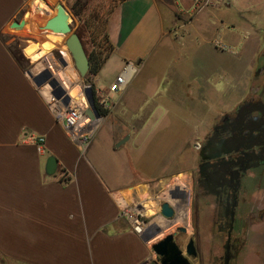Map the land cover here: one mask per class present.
I'll list each match as a JSON object with an SVG mask.
<instances>
[{
	"label": "crops",
	"instance_id": "crops-1",
	"mask_svg": "<svg viewBox=\"0 0 264 264\" xmlns=\"http://www.w3.org/2000/svg\"><path fill=\"white\" fill-rule=\"evenodd\" d=\"M205 1L196 9L195 0H125L110 14L107 32L114 49L92 81L98 91L108 93L115 78L110 81L102 78L104 66L114 57L120 61L123 70L129 62L137 64L138 71L129 86L119 95L112 96L114 103L109 107L112 113L120 111L122 126L130 124L132 130L128 132V142L141 131L152 129L148 127L149 120L132 112L133 101L125 100L129 87L137 78L151 79L148 84L152 88L154 84L156 91L166 87L168 91L180 92L181 82H184L182 91L187 89L185 80L189 77L184 73L173 72L164 79L146 74L160 62H168L177 48H197L196 45L203 41L213 45L212 41L218 38L227 48L222 50L213 45L214 48L221 54L227 52L237 57H229L230 60L224 63L206 62L208 70L213 72L224 64L226 74L214 84H211V75L202 76L207 80L202 81L196 95L221 100L233 94L232 105L223 106L226 111L248 94L257 60L264 51V18H259V24L251 23V18H242L244 33L240 26L238 28L237 18L228 10L233 5L232 0H227L228 4H223L224 0ZM44 2L0 0V264H153L159 257L152 246L179 226L189 223L191 192L187 180L177 183L182 194L177 193L174 198L178 205L171 201L176 206L177 217L169 221L160 214V207L165 202L159 201L158 189L163 184L168 185L173 171L131 176V170L127 171L122 163L123 153L118 151L121 147H116L125 136L116 130L101 148L96 144L87 151L69 137L64 124L57 120L29 75L31 68L44 64V58L57 46V42L47 41L54 33L42 34L39 42L32 44L25 39L30 34L18 35L12 29V24L21 21L24 14L26 21L33 18L35 12H30V8ZM56 8L57 5L52 12ZM178 12L183 17H192L185 22ZM241 33L248 35L250 42L247 38L241 40ZM61 36L57 34L58 38ZM20 37L24 38L18 39ZM251 42L258 43L263 50L248 66L240 62L249 53ZM236 47L242 48L239 50L242 57ZM61 48L57 50H60L62 64H72L66 47V51ZM196 51L200 52L198 48ZM240 68L246 71L239 73ZM74 86L81 97L72 98L73 104L87 109L83 87L80 83ZM175 105L180 113L185 111L184 104ZM129 111L134 115L125 121L122 113ZM197 127L200 126L191 129ZM147 139L144 143H134L135 151L129 159L147 153L152 161L159 154L161 157L171 145L166 139L163 145H154L153 137ZM104 152L114 158L109 165L102 161ZM52 159L56 168L50 165ZM142 205L146 206L148 222L144 231L138 232L134 215L135 209ZM147 206L156 208L155 212H148ZM263 226L254 228L262 240ZM170 228L173 230L168 233ZM252 241L256 242V239ZM259 248L249 246L247 252L239 256L240 264H250L249 252L252 250L257 257L255 264H264V254L258 251Z\"/></svg>",
	"mask_w": 264,
	"mask_h": 264
},
{
	"label": "rangeland",
	"instance_id": "rangeland-1",
	"mask_svg": "<svg viewBox=\"0 0 264 264\" xmlns=\"http://www.w3.org/2000/svg\"><path fill=\"white\" fill-rule=\"evenodd\" d=\"M232 1L233 5L228 10L231 14H233L235 18H237V21L239 22L238 28L240 26L241 32H246L245 28L241 25L242 18H245L246 20H249V18H251V23H253V21L255 23H258L259 21H261L260 19L264 18V0ZM76 2V0H45L44 3H35L30 8V12H35L34 14H32L33 18L26 21V25L24 26V28L19 30L14 28L12 29L18 35H22L26 32L30 34V36H26L25 39L30 40L32 44L35 42H39L40 35L51 33L50 31L42 30L41 27L44 25L45 21L55 15V13L53 15L51 14L53 7L55 5L58 6V4L62 3L71 14L70 22L73 31L80 35L86 52L90 53L91 51L95 50L97 52L103 53V57H105L107 55L109 44L105 38L103 21L107 20V15L109 16L110 14L109 11L111 9L114 10V8L120 3L119 0H95L93 3H91L90 1L87 10L83 8L84 0L82 1V3ZM97 3H101L104 7V10L106 11V13H104V16H102L103 11L99 13V15L103 17L102 22H92L89 25H85L84 21L81 20L79 16L74 15L75 10L82 11L83 16H88L91 12H94V5ZM195 4V8L197 9L203 3ZM223 4H228L227 0H224ZM35 7L37 9H35ZM224 8L226 7L224 6ZM55 10L56 9H54L53 12H55ZM177 14L180 15L182 20L185 22L192 17L190 15H186L183 17L181 16L180 12H178ZM23 19H21V21ZM244 33H241L239 37L241 38V40L243 38H247L250 42V37H248V35L244 36ZM58 37L57 35L52 34V36L47 40L58 43L57 46L52 48L49 52L51 56L57 60L61 57V54L59 52L60 50H57V48L62 47L61 49L65 50L64 47H66V40L68 36L62 35L60 38ZM22 38L24 37H20L18 39ZM215 41L220 40L218 38L214 39L212 41V44L214 46H216ZM213 45H211L207 41L200 42V44L196 45L200 52L196 51L197 48H195L194 46H189L184 50L177 48L171 55L168 61L169 63L167 61L162 63L160 62L156 67H151L149 71H146V74L151 73L150 75L159 77L160 79H164V76H168V74H172L173 72L180 74L184 73L189 77L188 80H185V88L187 86V89H184L185 91H182L184 82H181L180 92L177 90L168 91L166 90V87L165 89L161 87L159 91H156L154 84L153 88L150 84H148L150 83L151 79L143 76L137 78L127 91L125 100L133 101L132 105L134 111L132 112H136V114H139L142 119L149 120L148 127L152 129L141 131L137 136H132L131 140L129 142L127 141L126 144L121 146L118 151H120V154L123 153L121 155L122 163L127 168V171L131 170V176L138 177L139 175H141L142 177H144L148 175H157L161 171H173L172 177L167 181L168 185L166 186L163 184V186H160L158 189V194L161 195V198L159 200L160 202L164 201L171 203V201H173V203L175 202L176 205H178L175 199H171L174 192L177 189H180L177 188L176 178L182 176L186 180L189 179L190 171L194 170L198 163V154L196 149V147L198 146L197 143L199 142L198 138L203 135L208 126H210L213 117L217 115V113H219L221 110L224 111L225 107L223 106L232 105L231 100L233 98V94H228L230 99L227 97H223L221 100L219 97L214 99V97L211 98L209 96L203 95L202 97H198L196 95L197 90L204 83L202 81L207 80L203 79V77L207 78L208 75H211V84H214L216 81H220L221 75L226 74V67L224 66V64L221 67H217L216 71L213 72L208 70L209 67L205 65L206 62L224 63L225 60H230L229 57H231L232 59H235V57H237L236 55H230L227 52L221 54V51L214 48ZM237 49V53L240 55V57H242V53L239 52V50H241L242 48L238 47ZM249 49L250 51L248 54L244 52V54L246 55L240 62L247 63L248 66L250 65V62L253 58H257V56L262 52L261 50H263V48L261 49V46H259L258 43L254 44L251 42L249 45ZM68 56L71 60V55ZM72 61L73 60H71V63ZM70 65L73 67L75 66L74 62ZM122 71V64L116 57H114L104 66L101 72V76L106 81H110L116 78ZM245 71L246 69L242 70L240 68L239 73ZM88 76L89 74L85 78H81V76L79 75V83L81 86H83V88L86 86H91V84L86 81ZM147 85L148 88L146 89ZM171 96L174 97L176 101H174V98L172 99ZM116 100L117 99H115V101ZM112 103H114V101ZM175 103L184 104L186 106L185 111L181 113L180 111H177L176 105L178 104L175 105ZM109 111V116L107 118L104 117L99 130L97 131L91 142L90 147L97 144L98 147L101 148L102 143H105L110 134L112 135L113 133H115V130L118 131L121 136L129 137V130H132L129 129L130 124L124 123V125L122 126L123 121L122 117L120 116V111L116 110V112L114 113H112L111 110ZM132 112L129 111L127 113H122L124 114L123 117L125 118V121H128L130 117L134 115V113ZM197 125H199L200 127L191 129L192 127ZM149 137H153L152 142L154 145H163V141L165 139L168 140L171 145L167 148L166 152L161 155V157L159 156V154L152 161L149 160L147 153L139 155L136 159H134L135 161L129 159L128 157H130L131 153L135 151L133 147L134 143L136 141L144 143L148 140L147 138ZM177 138L179 139L175 141ZM126 152L128 156H126ZM101 157L102 161H104L108 165L114 161V158L106 152H104ZM164 163H166L165 166ZM127 180H130L129 176ZM150 204L153 207V203L149 202V205ZM152 207L150 208L149 206H147V210L148 212L151 211L153 214L156 208ZM172 230H170V232ZM177 230L174 231V233H178L176 242L185 253L183 247L185 241L189 237V234L185 235L184 233H179ZM260 248H264V246ZM254 253V250L249 252L250 264H255V262H257V257ZM189 260L191 264H219V259L217 258H205L203 259V261H201V259L199 258H190ZM239 260L240 258L238 256L232 260L231 264H240Z\"/></svg>",
	"mask_w": 264,
	"mask_h": 264
},
{
	"label": "flooded vegetation",
	"instance_id": "flooded-vegetation-1",
	"mask_svg": "<svg viewBox=\"0 0 264 264\" xmlns=\"http://www.w3.org/2000/svg\"><path fill=\"white\" fill-rule=\"evenodd\" d=\"M198 140V163L187 179L189 237L183 248L189 259L225 264L228 257L231 264L249 246H264L254 229L264 224V51L246 97L217 113ZM192 240L195 257L187 254ZM258 251L264 254V248Z\"/></svg>",
	"mask_w": 264,
	"mask_h": 264
},
{
	"label": "water",
	"instance_id": "water-1",
	"mask_svg": "<svg viewBox=\"0 0 264 264\" xmlns=\"http://www.w3.org/2000/svg\"><path fill=\"white\" fill-rule=\"evenodd\" d=\"M70 20V12L62 3H60L55 10V15L49 18L41 27V29L44 31H50L54 34L68 36L66 40V47L72 57L75 68L78 71L79 75L81 76V78H85L89 74L90 61L83 41L80 35L73 31ZM25 25L26 20H22L20 22L15 21L12 24V28L19 30L24 28ZM37 73L42 74L39 79L36 78ZM29 75L33 79L34 84L40 90L43 97L48 102H50L52 98L50 92L55 90L56 83L51 80V74L48 72V70H46L43 63L31 68V70L29 71ZM56 90L53 91V94L55 97L60 99L64 95V91H62L60 88H58V91ZM85 95L90 107L87 110V114L90 116V118L93 119L95 117L94 111L96 110V105L94 93L91 86H88L85 89ZM128 140L129 137H125L116 145V147H121ZM50 165H54L53 168H56V162L53 159L50 161ZM160 214L167 220H174L177 217L176 206H174L170 202H165L160 207ZM177 231L179 233H186L187 229L184 227H180ZM176 234L177 233L170 234L152 246L154 253L160 258L161 264H191L189 258L177 244L175 239ZM187 254L188 256H196L193 240L190 241V244L188 245ZM228 262L229 259L228 257H226L225 264H228Z\"/></svg>",
	"mask_w": 264,
	"mask_h": 264
},
{
	"label": "built area",
	"instance_id": "built-area-1",
	"mask_svg": "<svg viewBox=\"0 0 264 264\" xmlns=\"http://www.w3.org/2000/svg\"><path fill=\"white\" fill-rule=\"evenodd\" d=\"M206 2L205 0H195V3L201 4ZM216 46L222 50L227 47L223 42L215 41ZM44 65L51 74V80H54L58 89L60 88L64 93L72 87L74 84L79 83V73L76 68H70V65L62 64L60 59H54L51 54L44 58ZM138 71V66L134 62L127 63L124 70L115 78V80L109 85L108 93H101L97 90L96 97L99 104L104 108H109L113 102L112 96L119 95L124 92L129 86L134 74ZM77 77V79H75ZM88 86L84 87L85 89ZM53 90V91H55ZM66 90V91H65ZM86 97V95H85ZM51 106L54 114L59 122L64 124V127L69 137L83 150L87 151L91 146V142L100 128L104 117L101 116L96 108L94 111V118H90L87 114V110H81L75 105L63 109L59 107V101L56 97L52 96L51 101L48 102ZM42 141H40L41 144ZM191 191V190H190ZM189 196V195H188ZM141 206V205H140ZM134 224L138 232H143L144 227L147 224L144 220H147L145 216V207H137L135 209Z\"/></svg>",
	"mask_w": 264,
	"mask_h": 264
},
{
	"label": "trees",
	"instance_id": "trees-1",
	"mask_svg": "<svg viewBox=\"0 0 264 264\" xmlns=\"http://www.w3.org/2000/svg\"><path fill=\"white\" fill-rule=\"evenodd\" d=\"M76 1H77L76 3H78V2L82 3L83 0H76ZM90 1H91V3H93L95 0H84L83 8L85 10H87L88 5L90 4ZM123 1H125V0H119V2H123ZM102 11H103L102 16H104V13H106V11L104 10V7L102 6L101 3H97L94 5V12H91L88 16H85V15L83 16L82 11H75V10H74V15L79 16L80 19L84 21L85 25H89L92 22L100 23L103 21V17L99 15V13H101ZM112 11H113V9H111L109 11L110 14L112 13ZM110 14H109V16H110ZM109 16L107 15V20L103 21L104 30H105V38L109 44V47L107 49V55L105 57H103V53L97 52L95 50L91 51L90 53H87L89 61H90V70H89V76L87 77L86 81L89 84H91V87H92V90L94 93L96 108H97L99 114L103 117H107L110 111H109V109L102 107L99 104V102L97 101V97H96L97 89H96V87L92 81V78H93V76L98 74L102 65L104 64L106 59L109 58L110 54L112 53V51L114 49L113 46L110 44V40H109V36H108V32H107Z\"/></svg>",
	"mask_w": 264,
	"mask_h": 264
},
{
	"label": "bare ground",
	"instance_id": "bare-ground-1",
	"mask_svg": "<svg viewBox=\"0 0 264 264\" xmlns=\"http://www.w3.org/2000/svg\"><path fill=\"white\" fill-rule=\"evenodd\" d=\"M36 11V10H35ZM37 12V11H36ZM55 12H52L51 14L53 15ZM24 17H25V14H24ZM23 17V18H24ZM24 20V19H23ZM18 22H20V21H18ZM46 22V21H45ZM45 22H44V24H45ZM57 35V34H56ZM67 48V47H66ZM67 51H68V49H67ZM70 54V53H69ZM49 56V55H48ZM44 65V64H43ZM45 66V65H44ZM73 66H70V68H72ZM46 68V67H45ZM74 68H75V66H74ZM47 70V69H46ZM48 72H49V70H48ZM50 73V72H49ZM41 75L42 74H36V78H40L41 77ZM75 79H77V77H75ZM52 81H54V80H52ZM55 82V81H54ZM77 84V83H76ZM56 87H57V85H56ZM74 85L72 86V87H70L68 90H67V92L66 93H64V95L60 98V99H58L57 97H56V99H58V101H59V107H61V108H63V109H67V107H69V106H71V105H75L76 106V104H73V100H72V98H76V99H79L80 97H81V93H80V91L79 90H74ZM83 87V86H82ZM56 91H58V89L56 90ZM66 91V90H65ZM74 91V92H73ZM83 91H84V88H83ZM51 93V97L53 96V91H51L50 92ZM80 93V94H79ZM83 94H84V92H83ZM84 97H85V95H84ZM85 100H86V102H87V105H88V101H87V99H86V97H85ZM77 107V106H76ZM87 107H89V105L87 106ZM80 109V108H79ZM81 110H83V109H81ZM84 110H86V109H84ZM185 179L182 177V176H179V177H177L176 178V181H177V183H181V182H183ZM182 190L181 189H177L175 192H174V194H173V197L171 198L172 200L175 198V196L177 195V193L178 194H182V192H181ZM185 194L186 193H184L183 195L185 196ZM187 204V203H186ZM187 209V208H186ZM187 211V210H186ZM187 213V212H186ZM185 213V214H186ZM188 217V216H187ZM186 218V217H185ZM169 221H172V220H169ZM183 227H185V225H182ZM176 226H174V228H175ZM178 228H180V226L178 227ZM177 228V229H178ZM173 228H170V229H168L167 230V232H170V230H172ZM176 229V230H177ZM174 233V232H173ZM167 236V235H166ZM162 239H164V237L162 238ZM161 239V240H162Z\"/></svg>",
	"mask_w": 264,
	"mask_h": 264
}]
</instances>
